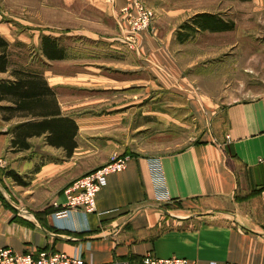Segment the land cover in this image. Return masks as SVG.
I'll return each instance as SVG.
<instances>
[{
    "label": "crops",
    "instance_id": "crops-1",
    "mask_svg": "<svg viewBox=\"0 0 264 264\" xmlns=\"http://www.w3.org/2000/svg\"><path fill=\"white\" fill-rule=\"evenodd\" d=\"M134 1L82 0L77 5L78 0H65L68 8L82 6L71 13L73 21L82 18V28L58 25L42 32L40 37L57 39L67 53L65 60L51 62L82 61L65 70L55 67L43 72L56 92L62 115L78 125V147L66 158L62 149L48 146L45 137H34L30 150L13 154L9 132L23 120L6 122L0 115V160L4 162L0 169L9 160L7 169L28 184L13 181L22 197L13 201L0 182V248L33 254L44 250L77 253L86 264H140L148 254L183 258L192 264H264V95L238 99L237 94L247 91L244 86L230 84L232 78L214 75L213 69L208 78L195 72L194 77L185 75L195 71L197 64H182L184 60L174 52L175 29L159 35L160 26L154 22L149 30L133 36L122 10L133 8ZM186 1L180 0L181 7L171 10L172 19L184 20L187 12L194 16L220 13L203 9L201 0H195L194 7ZM157 6L165 4L154 3L153 8L160 11ZM80 29L83 52L76 55L79 44L62 37L78 36ZM221 33H211L212 38ZM12 37L5 39L10 44H27ZM114 74L123 78L115 81ZM139 76L157 79L161 90L190 94L188 103L168 107L184 109L183 117L194 122L195 137L150 154L136 152L124 172L108 177L96 197L95 212L73 210L58 219L56 212L66 204L65 190L108 163L115 148L106 135L138 103L102 102L89 96L83 101L84 113H78L77 105L64 101L66 92L79 89L78 81L85 82L88 90L99 85L97 90L102 92L138 89ZM192 83L200 85V95ZM98 105L104 112L93 111ZM160 116L164 123L170 120L168 115ZM220 116L224 129H213ZM153 161L161 163L160 171L151 166ZM36 167L39 170L34 172ZM160 192L168 199L161 200Z\"/></svg>",
    "mask_w": 264,
    "mask_h": 264
},
{
    "label": "rangeland",
    "instance_id": "rangeland-1",
    "mask_svg": "<svg viewBox=\"0 0 264 264\" xmlns=\"http://www.w3.org/2000/svg\"><path fill=\"white\" fill-rule=\"evenodd\" d=\"M81 1L78 0L76 4L78 5L79 2L82 4ZM136 1H142L154 13L152 23L145 31L149 30L154 22H157L156 25L160 26L159 35H163L168 30L173 29H175L174 32L177 35L182 25L190 23L193 17L200 15L194 16V13L187 12L184 20H182L183 18L177 19L178 17L172 19L171 10L181 7L183 2H180V0H165L163 2L161 0H135L133 8L126 7L130 9L132 14H135L134 4ZM155 2H161L165 6L155 7L160 10L157 11L153 8ZM186 2L187 4L190 3L191 7L195 5V0H187ZM200 4H202L203 9L219 10L220 13L216 15L226 22H233L235 27L231 31L219 32L221 35H215L214 39L211 35L212 32L209 31H197L185 43H180L176 36V44H173L176 45L174 46L176 48L174 52L180 54L184 60L182 64L185 61L189 62V64L193 62L197 64L195 71H185V75H193L195 72L196 76L200 75L208 78L211 74L210 70L213 69L214 75L219 74L222 77L229 76L232 78L229 82L230 84H234V86L241 84L244 86L247 91L244 94H237L238 96L236 97L238 99H250L264 95V0H248L245 2L241 0H201ZM74 8L80 10L82 6H71V8H68L65 0H0V36L4 39H11L13 36L12 38H20L27 42L26 45L19 42L11 44V61L15 63L13 66L24 65L31 69L46 72L55 67L65 70L73 66V64L81 65V59L76 58H72L75 62L71 59L70 63L62 61L61 65H56V62L48 61L40 50L41 39L45 36L40 37L42 32L54 30L58 25L82 28V18L73 21L71 13ZM122 12L124 13V9ZM126 21L129 25L128 18H126ZM179 22L181 23L178 25L177 23ZM241 24L249 28H255L246 31L240 27ZM81 32L82 29L78 32V36H68L69 39L62 37V39L68 40V43L79 44L75 46L76 55H82L83 52L84 43L82 42L84 40L83 36H80ZM31 37H36L37 41ZM252 53H254L253 59H243V56L245 58L250 57ZM77 68L81 69L80 67ZM207 75L208 77H206ZM3 78H8V75H0V79ZM122 78L117 74L112 75V79H115V81ZM131 78L134 79V76ZM128 79H130L129 76ZM138 79L139 83H136L139 86L138 89L107 92L97 90L100 88L99 85L94 86L95 89L93 90H88L83 86L85 82L78 81L80 88L69 90L65 94L66 99L64 101L70 105H77L78 113H84L83 106L86 105H83V101L88 99L89 96L92 97L91 99L102 100V102L104 100H108V102H115L116 100L138 101V103L132 105V108L128 109L127 119L106 135L110 136L112 141L110 144L115 148V153L110 156L108 163L111 162L114 156L130 158V156L136 155V152L150 154L154 150L173 148L171 147L172 144L184 143L189 138L195 137L194 122L190 117H183V115L185 116L184 109L168 107L171 103H188L190 94L161 90L162 88H160V83L157 79L152 80L150 77L145 76H139ZM197 83L192 84L196 88V93L200 95L201 87ZM111 84L120 85L119 82H111ZM145 84L150 86L149 92H146ZM130 95H137L138 98H130ZM104 109V107L98 105L93 111L102 113ZM160 114L168 115L170 120L164 123L160 119L162 118ZM219 127L224 129L222 116L215 119L213 129H218ZM9 159H11V156ZM9 162L8 160V165L0 169V182L11 200L17 201L22 198L19 188L13 183L12 179L8 180L5 176Z\"/></svg>",
    "mask_w": 264,
    "mask_h": 264
},
{
    "label": "trees",
    "instance_id": "trees-1",
    "mask_svg": "<svg viewBox=\"0 0 264 264\" xmlns=\"http://www.w3.org/2000/svg\"><path fill=\"white\" fill-rule=\"evenodd\" d=\"M234 27L233 22H226L218 15L200 14L193 17L190 23L182 25L176 36L180 43H185L197 31L219 33L231 31ZM10 48L11 44L0 36V74L8 75V78L0 79V115L6 122L17 118L23 120L10 129V152H26L32 148L30 139L45 137L48 146L62 149L66 158L72 157L78 147L76 137L79 128L76 121L62 115L56 92L49 86L42 71L24 65L13 66L15 63L11 61ZM40 50L48 61L67 58L65 48L51 36L42 37ZM38 170L36 167L34 172ZM5 176L18 185H28L13 170L6 171Z\"/></svg>",
    "mask_w": 264,
    "mask_h": 264
},
{
    "label": "built area",
    "instance_id": "built-area-1",
    "mask_svg": "<svg viewBox=\"0 0 264 264\" xmlns=\"http://www.w3.org/2000/svg\"><path fill=\"white\" fill-rule=\"evenodd\" d=\"M135 14L129 8L124 9L129 27L133 36L148 29L153 21L154 13L142 1L134 4ZM129 157L114 156L110 163L98 170L76 180L64 192L66 197L65 206L56 212L55 216L60 219L66 217L73 210H82L86 213H93L96 210V197L107 185L108 177L113 174L122 173L127 169ZM4 162L0 160V166ZM151 166L156 171L161 170V163L153 161ZM158 197L167 200V195L160 192ZM56 207L59 205L55 204ZM0 264H86L81 254L68 255L62 252L40 251L33 253H18L10 248H0ZM140 264H192L183 258H157L150 254L145 255ZM213 264V263H212ZM238 264V263H226Z\"/></svg>",
    "mask_w": 264,
    "mask_h": 264
}]
</instances>
